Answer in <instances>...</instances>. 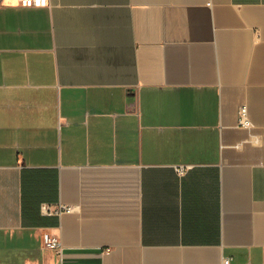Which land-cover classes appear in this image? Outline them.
Instances as JSON below:
<instances>
[{"label": "crops", "instance_id": "obj_1", "mask_svg": "<svg viewBox=\"0 0 264 264\" xmlns=\"http://www.w3.org/2000/svg\"><path fill=\"white\" fill-rule=\"evenodd\" d=\"M225 257L264 264V0H0V264Z\"/></svg>", "mask_w": 264, "mask_h": 264}, {"label": "built area", "instance_id": "obj_2", "mask_svg": "<svg viewBox=\"0 0 264 264\" xmlns=\"http://www.w3.org/2000/svg\"><path fill=\"white\" fill-rule=\"evenodd\" d=\"M50 0H19V4L26 7L36 6H47L49 5ZM238 124L248 127L254 124L252 119L249 116L248 105L241 104L238 109ZM179 172H183L186 169V166L181 165L178 168ZM73 209L72 205L67 204H60L57 207H52L49 203H42L41 210L46 214H53V213H60L64 210H71ZM44 242L47 247L54 248L58 251V253H63V245L61 239L58 235L45 232L44 235ZM231 262V257H225L221 264H229Z\"/></svg>", "mask_w": 264, "mask_h": 264}]
</instances>
